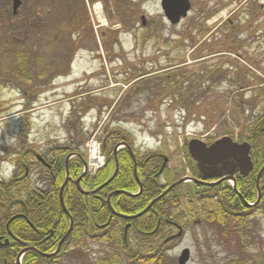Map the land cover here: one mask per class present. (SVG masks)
Instances as JSON below:
<instances>
[{"label": "rangeland", "instance_id": "rangeland-1", "mask_svg": "<svg viewBox=\"0 0 264 264\" xmlns=\"http://www.w3.org/2000/svg\"><path fill=\"white\" fill-rule=\"evenodd\" d=\"M83 1L20 0L14 15L12 0H0V182L13 176L19 153L50 157L72 145L77 124L85 156L107 125L133 135L143 156H167L163 186L193 178L190 167L198 177L227 176L230 162L196 164L186 144L230 131L238 140L247 120L262 113L255 88L264 82V0H190V13L177 25L167 21L160 0ZM192 187L185 183L178 194ZM190 210L189 201L175 210L184 234L168 246L174 264L184 249L191 252L187 264H230L243 256L245 264H264L261 212L241 250L242 240L234 244L198 222L197 200ZM86 246L58 264L108 263L115 252L106 244Z\"/></svg>", "mask_w": 264, "mask_h": 264}, {"label": "trees", "instance_id": "trees-1", "mask_svg": "<svg viewBox=\"0 0 264 264\" xmlns=\"http://www.w3.org/2000/svg\"><path fill=\"white\" fill-rule=\"evenodd\" d=\"M7 43L5 41L2 44ZM17 57L21 60L22 55L18 54ZM171 74L184 76L181 71ZM157 78L161 82V76L158 75ZM182 79L187 80L186 77ZM181 89L178 95H181ZM255 90L257 95L255 99L262 103L263 111L255 121L247 120L248 124H244L238 137L240 142H248L251 145L250 157L254 170L247 177L241 176L238 168L234 170L239 194L226 182L210 186V183L217 182L215 176L198 177L190 167L193 177L200 182L193 185L192 189H187L184 196L178 194L180 186L176 187L144 215L132 220L125 219L123 216H136L145 211L178 179L167 180V184L163 186L162 177L157 176L162 164L160 154L151 153L143 156L135 148L136 140L133 135L121 128H110L107 125L98 136L102 152L106 157L105 167L93 177L89 175L81 177V164L71 162L68 165V181L61 201L60 193L66 182L65 160L71 153L83 156L81 153L83 143L77 140L82 136V131L80 124H77L74 129L76 137L72 139L74 143L52 151L49 163L52 170L44 169L39 172L41 175L35 173L38 176L32 178L33 165L37 162L35 157L41 154L35 150L23 152L17 155L16 168L11 179L0 182V235L16 238L18 234L26 242L22 244V240H12L10 248L0 250L3 253L0 258H7L6 264H12L23 249L34 246L31 241L34 232L32 224L40 226L43 231L53 230L54 233L51 237L47 232L50 240L43 245H35L34 252H27L23 257V264H58L69 247L80 249L90 242L106 244L115 250L110 262L105 261L104 264H174L167 256L170 243L164 244L158 239L171 235L172 227L162 223L161 229L155 233L157 221L167 220L182 225L175 210L178 209L180 202L189 201L192 211V203L196 200L202 210V217L198 222L219 230L224 238L226 236L234 244L242 240L237 246L243 250L245 245L251 242L249 237H251L252 218L258 212L264 215V82H260ZM22 132L26 136L29 134L28 130ZM225 135L234 138L233 131ZM214 140V137L209 138L210 143ZM118 143H125L134 157L128 149H125L120 151L115 159L113 148ZM116 161L119 167L118 174L110 184L100 189L113 177ZM27 168L30 170L29 174ZM80 178L81 189L94 192L93 194L85 195L78 190L76 182ZM259 192L261 198L259 203L255 204ZM112 194L115 195L111 199L110 206L108 198ZM113 210L119 215L112 217ZM111 217L112 221L108 225ZM70 219L73 220V228L60 252L50 258L44 257L43 254H52L66 236L70 229ZM127 224H130V229L126 244L123 239ZM243 257L230 264H245ZM1 262L0 264H3Z\"/></svg>", "mask_w": 264, "mask_h": 264}, {"label": "water", "instance_id": "water-1", "mask_svg": "<svg viewBox=\"0 0 264 264\" xmlns=\"http://www.w3.org/2000/svg\"><path fill=\"white\" fill-rule=\"evenodd\" d=\"M162 11L171 25L179 24L183 19L187 18L190 10H191V3L189 0H160ZM21 2L19 0H13V12L14 14L17 13L18 8L20 7ZM145 19L143 18V25H145ZM188 152L193 161L200 165H205L211 168H215L219 165L224 164L227 161H231V167L237 165L239 167V171L241 176H248L252 173L254 169L253 162L250 158L251 146L248 143L239 144L234 142L231 138L225 137L214 144L207 146L206 143L200 140H192L188 145ZM168 159H165V164L163 165L161 172L164 170L165 165ZM115 175L112 179L106 183L107 186L110 184ZM221 180L228 181L234 180L231 176L224 177ZM179 183L173 185L170 190H172L175 186ZM235 189V183H234ZM167 192L162 195L160 198H163ZM160 198L156 199L150 206L147 208L145 212L140 214L139 216L145 214L153 205L156 203ZM137 216V217H139ZM137 217H125L129 220H132ZM182 236V231L179 232L178 235L173 237V239L180 238ZM171 240V239H169ZM168 240V241H169ZM191 254L189 249H185L181 256L178 259V264H187L190 261Z\"/></svg>", "mask_w": 264, "mask_h": 264}, {"label": "flooded vegetation", "instance_id": "flooded-vegetation-1", "mask_svg": "<svg viewBox=\"0 0 264 264\" xmlns=\"http://www.w3.org/2000/svg\"><path fill=\"white\" fill-rule=\"evenodd\" d=\"M93 0H84L83 1V3H85L86 4V6H89V2H91V3H93L92 2ZM122 145H124L125 147H121ZM121 148H123V149H121ZM125 149H128L129 150V152L131 153V155L134 157V155H133V152L131 151V149H129V147L125 144V143H118V144H116L115 146H114V148H113V153H114V156H115V153H116V151H117V154L120 152V151H122V150H125ZM82 152V151H81ZM117 154H116V157H117ZM73 155H74V157H73ZM39 156L40 155H38L37 157H35L36 158V160H37V162H35L34 163V172L35 173H37V174H39V172H41L42 170H52V166L49 164L50 163V161H51V158L50 157H45L44 155H43V157L42 158H39ZM69 156V160H68V164L66 165L65 164V167H66V170H67V173H66V176L68 177V175H69V170H68V165L72 162V160L75 158V159H78L79 160V162H81L82 160L80 159V158H82V156H80L78 153H71L70 155H68ZM67 156V157H68ZM160 157H162L163 159H161L162 161H163V164H162V166L164 165V162H165V157L163 156V155H160ZM41 159H44V161L46 162V163H44ZM117 159V158H116ZM168 163V162H167ZM166 163V164H167ZM76 164H78V163H76ZM40 165H41V167H40ZM162 166H161V168H162ZM116 168H117V174H118V163H117V165H116V167H115V171H116ZM160 168V169H161ZM135 170H136V167H135ZM29 172H30V170L27 168V174H29ZM39 175H41V173L39 174ZM36 176H38V175H36ZM83 176H87V173H85L84 175H82L81 177H83ZM68 179V178H67ZM80 181H81V179H80ZM80 183V182H79ZM78 190H79V188H78ZM61 194V193H60ZM115 194H112L109 198H110V203H109V198H108V204L111 206V199L113 198V196H114ZM60 199H61V197H60ZM41 204L39 203L38 204V206H40ZM39 214L40 215H42V212L41 211H39ZM115 216H117V213L116 212H114V210L112 211V217H115ZM112 217L110 218V220H109V223H108V225H110V223H111V221H112ZM115 223V222H114ZM162 223L165 225H171V227H172V232H175V231H177V233L180 231V229H182V225L180 226L179 224H175V223H173V222H170V221H167V220H165L164 222H162L161 220H159V221H157V229H156V231H155V233L156 232H158L160 229H161V227H162ZM29 224V223H28ZM107 225V226H108ZM31 227H33L32 229H33V236H32V238H31V241L33 242V244H34V246L35 245H37V244H39V245H43L44 244V242H48L49 240H50V237H48L47 236V232L48 233H50V236L52 237L53 236V233H54V231L53 230H48V231H43V230H41L40 229V226H34V225H32L31 224ZM35 227V228H34ZM104 227V226H103ZM103 227H100L101 229H103ZM126 229H125V234H124V242L127 244V241H128V239H127V236H128V234H129V227H130V224H127L126 225ZM8 233V232H7ZM176 233V234H177ZM176 234H173L172 233V235L170 236V237H168V238H172L173 236H175ZM147 235H149V234H147ZM16 238H12V237H10V236H4V235H0V250H3V249H5V248H10L11 247V241L12 240H17V241H21L22 239H24V238H22V237H20L18 234H16ZM64 239V238H63ZM63 239L60 241V243H59V245L62 243V241H63ZM159 240H162V239H160V238H158ZM65 242V241H64ZM64 242L61 244L62 246H63V244H64ZM22 244H26V242L25 241H23L22 240ZM32 247L33 249H35V247ZM62 248V247H61ZM73 249V247H69L68 248V251L64 254V255H67V253L68 252H70L71 250ZM77 249V248H76ZM26 249H23L22 250V252H24ZM36 250V249H35ZM61 250V249H60ZM22 252L18 255V257L22 254ZM0 255H2L3 256V253L2 252H0ZM18 257H17V259H18ZM17 259L15 260V262L17 261ZM0 260H2V262L1 263H3V264H6L7 263V258H0ZM15 262H13V263H15ZM12 263V264H13Z\"/></svg>", "mask_w": 264, "mask_h": 264}, {"label": "bare ground", "instance_id": "bare-ground-1", "mask_svg": "<svg viewBox=\"0 0 264 264\" xmlns=\"http://www.w3.org/2000/svg\"><path fill=\"white\" fill-rule=\"evenodd\" d=\"M96 9H97L98 13L101 14V6H100V4H98V5L96 6ZM225 14H226V12L221 13V15L218 16L217 19H220V18L224 17Z\"/></svg>", "mask_w": 264, "mask_h": 264}, {"label": "built area", "instance_id": "built-area-1", "mask_svg": "<svg viewBox=\"0 0 264 264\" xmlns=\"http://www.w3.org/2000/svg\"><path fill=\"white\" fill-rule=\"evenodd\" d=\"M92 154H94V153H92Z\"/></svg>", "mask_w": 264, "mask_h": 264}]
</instances>
